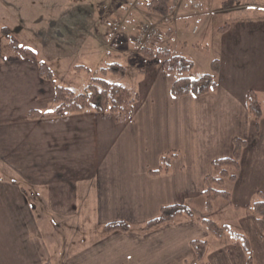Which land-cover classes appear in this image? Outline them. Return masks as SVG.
<instances>
[{
  "label": "crops",
  "instance_id": "1",
  "mask_svg": "<svg viewBox=\"0 0 264 264\" xmlns=\"http://www.w3.org/2000/svg\"><path fill=\"white\" fill-rule=\"evenodd\" d=\"M195 1L200 6L199 0ZM115 2L119 4V0ZM138 3L128 0L119 4L123 8L120 18L132 37L135 26L142 20L158 26L168 23L169 17L174 21L181 19L179 13L171 18L175 10L163 18L145 7L140 10ZM249 5L256 6L240 1V5L230 8L239 14L219 27L230 38H226L229 42L223 45V57L218 60L217 87L205 95L169 96L173 72L166 73L156 57L147 79L138 86L124 83L126 74L121 77L110 74L108 78V73L105 74L109 81L120 83L139 96L131 117L85 108L62 116L28 118L30 110L52 111L51 83L37 74L33 60L17 54H10L9 58L2 55L0 227L4 228L3 220L9 223L11 238L0 242V255L8 254L15 262L18 258L20 264H52L53 255L57 264H264V235L258 229L255 215L247 209L248 198L256 189L242 192L247 198L242 205L234 204L232 194L230 201L225 202L236 213L244 208L248 215L238 228L234 225L233 228L248 242L250 263L238 236H213L198 220L209 218L213 208L207 212L202 203L198 211L189 205L193 198L204 199L203 180L212 172L211 162L232 155L233 138L247 142L243 156L251 146L250 140L259 138V122L255 124L247 109L249 89L242 98L235 94V88L221 83L226 80L233 85L237 78H253L260 68L251 62L250 67H245L251 69V76L235 75L238 68H243L239 67V57L234 55L238 36L254 28L252 23L247 24L253 21V16L241 11ZM83 18L84 15L78 17L81 21ZM52 29L57 31L56 26ZM167 30L171 36L173 29ZM161 36L153 50L161 46L171 50L168 43L161 42ZM262 45V38L258 37L248 49L259 52ZM134 47V51L142 54ZM103 67H94V71ZM85 70L89 74L94 72ZM169 151L178 154L170 171L150 174L158 170L160 156ZM240 180L237 174L230 182L236 186ZM257 191L264 193V189ZM173 204L186 205L196 219L180 216L150 231L140 230L159 215L162 207ZM88 211L94 214L97 226H102L103 234L70 251L67 246L72 239L68 237L76 236L81 229L79 223L70 219ZM7 213L12 214L9 221L4 215ZM117 221L129 224L130 231H104L105 224ZM4 230L7 232V226ZM194 240L206 241L205 253L199 260L191 246ZM59 246L63 247V254H58Z\"/></svg>",
  "mask_w": 264,
  "mask_h": 264
},
{
  "label": "rangeland",
  "instance_id": "2",
  "mask_svg": "<svg viewBox=\"0 0 264 264\" xmlns=\"http://www.w3.org/2000/svg\"><path fill=\"white\" fill-rule=\"evenodd\" d=\"M127 1L119 0V4H126ZM136 1H139L137 6L140 10L143 9V0H134V2ZM241 2L244 5L249 2L254 3L256 6L249 5L241 10L243 13L253 16V21H248L247 24L252 23L254 28L252 31L249 30V33L238 36L239 42L234 49V55L239 57V67L243 68H238L235 75L237 73L238 76L243 74L251 76V69L245 68L250 67L251 62L257 63L260 68L255 70L256 75L253 78H237L233 85L226 80L221 83L227 87L235 88V94L242 98L247 89L253 90L261 100L262 117L259 121V138L250 140L251 146L244 156L242 154L243 158L241 157L242 160H240L241 169L235 172L236 175H239L240 182L235 186L225 179L222 185L218 186V189L229 191L233 195L236 205H242L247 199L242 192L249 193V190L264 189V140L262 139L264 138V52H262L264 46L262 45L259 52L248 49L255 39L258 40V37H261L264 43V35H260L264 34L262 32L264 30V0H241ZM199 3V8L192 10L183 8V1H179L174 8L175 15L171 18L176 17V13H179L178 16L180 15L181 19L174 21L169 17L168 23L157 26L162 32V36L161 32L159 35L161 42L168 43L173 53L185 57L191 63V68L187 71L173 72L171 77L173 81L185 76L197 79L211 72L212 61L223 57L222 47L229 42L226 38H230L229 35H224L222 31L224 29L219 27H222L227 19L239 14L235 13L239 11L223 10L221 0H199ZM119 4H116L115 0H0L1 53L6 58H9L10 54H17L20 57L17 52L10 49L9 40L4 37L1 31L6 28L20 47L29 48L34 53L36 61L32 62H34L36 70L38 69L37 64L42 62L51 71L54 83L47 80L45 82L51 83L52 93L54 91L52 85L68 88L74 93L82 92L91 77V73H87L85 69L94 71L96 69L94 67L106 66L111 63H118L125 67L124 83L132 87L138 86L147 79L157 57L146 56L139 54L137 50L134 51L132 33L124 28L123 22L117 28L111 26V22L123 13V8L120 9ZM82 15H84L83 21L78 19ZM52 26H56L57 31H54ZM169 27L173 29L171 36L167 35ZM155 50L152 49V52ZM118 51H122L123 54L116 56ZM108 52L109 55H107ZM139 71H143V74H140ZM97 74L101 76L100 73ZM108 77H110V73L107 74ZM44 103L47 104L46 101ZM55 106L52 101L50 105L52 111ZM256 190L248 198L249 203L256 200ZM225 202L222 199L214 201L212 215L209 214L208 217L214 222L227 224L235 232L236 229L233 228V225L238 228L242 218L248 215L244 208L236 213ZM202 203L205 204V197L202 201L197 198L189 201V205L198 211L202 209ZM4 215L7 216L8 221L12 216L11 213ZM75 217L70 221L79 223L81 229L76 236L68 237V240L72 239L71 244L67 246L70 251L95 241L103 234L102 226H97L94 214H90V211L76 214ZM1 219L2 214H0V222ZM3 225L4 228L0 227V242L8 237L11 238L9 223L6 224V221L3 220ZM75 225L77 226V224ZM6 226L7 232L4 230ZM67 231L70 233L69 230ZM225 236L231 238L233 235L226 232ZM59 248L58 254L59 252L63 254V247L59 246ZM52 257L51 263L57 264L56 257L54 255ZM0 264L20 263L18 258L15 262L9 258L8 254H4L0 255Z\"/></svg>",
  "mask_w": 264,
  "mask_h": 264
},
{
  "label": "trees",
  "instance_id": "3",
  "mask_svg": "<svg viewBox=\"0 0 264 264\" xmlns=\"http://www.w3.org/2000/svg\"><path fill=\"white\" fill-rule=\"evenodd\" d=\"M179 0H143L145 9L159 17H167L174 10ZM241 0H221V8L230 9L240 5ZM2 33L9 42L10 49L17 52L20 57L36 61L34 53L26 47H20L17 40L9 34L6 28H3ZM140 52L143 55H153L161 62L166 73L178 72L182 73L191 68V63L185 57L175 54L170 50L157 49L152 52L151 48H142ZM2 57L0 45V58ZM37 70L40 77L53 82L51 71L42 62L37 64ZM102 73L98 76V72H91V77L87 86L80 93H74L68 88L54 85L55 95L53 102L56 105L55 109L50 112H40L37 110H30L28 117H49L62 116L69 113L80 112L85 108H92L95 111L102 113L110 111L119 115L131 117L134 111L135 104L139 101V96L132 94L129 89L120 83L112 82L104 76L110 73L113 76H124L126 70L118 63H111L103 68H100ZM219 71L218 60H213L211 64V72L205 74L197 79L188 77H180L172 81L168 86V94L172 97H180L185 95L202 96L217 87V75ZM247 109L251 118L257 125L262 117L261 103L257 94L253 90H249L247 94ZM233 152L230 157L217 158L211 162L212 172L204 177V189L202 194L205 197V209L207 212L212 210V204L217 199H222L229 202L231 194L229 191L218 189L225 179L233 182L236 179L235 172L240 168V160L247 142L242 138H233ZM178 157L176 151H169L162 154L159 158L158 170L150 172L152 175H161L168 173L171 169L172 162ZM247 209L256 217V223L261 234L264 235V193L256 192V200L247 205ZM185 216L188 218H195L192 210L184 204H173L165 206L160 209L159 215L146 222L141 231L147 232L160 225L170 223L177 217ZM196 219V218H195ZM213 236H222L226 232L239 237L243 244V249L247 256L248 263L251 262V251L248 246L246 238L242 234L234 233L228 226H221L210 218L198 219ZM103 229L106 233L130 231L129 224L117 221L105 224ZM191 246L195 251L197 260L201 259L206 250L205 240H194Z\"/></svg>",
  "mask_w": 264,
  "mask_h": 264
},
{
  "label": "built area",
  "instance_id": "4",
  "mask_svg": "<svg viewBox=\"0 0 264 264\" xmlns=\"http://www.w3.org/2000/svg\"><path fill=\"white\" fill-rule=\"evenodd\" d=\"M183 6L185 8H191V9H198V4L196 2L193 1H187L183 4ZM119 26V20L115 19L112 22V27L117 28ZM159 35V31L158 28L147 22V21H142L140 22L136 29H135V33L133 36V41L135 43V45H137L138 47H149L153 41L158 37Z\"/></svg>",
  "mask_w": 264,
  "mask_h": 264
}]
</instances>
